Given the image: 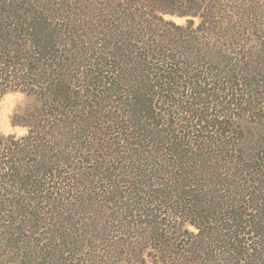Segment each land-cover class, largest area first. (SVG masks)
Listing matches in <instances>:
<instances>
[{"label":"trees","instance_id":"16d2710c","mask_svg":"<svg viewBox=\"0 0 264 264\" xmlns=\"http://www.w3.org/2000/svg\"><path fill=\"white\" fill-rule=\"evenodd\" d=\"M123 1L97 0L75 17L72 0H0V96L20 89L41 102L23 117L27 134L0 140V165L12 172L0 177L26 190L24 203L0 202L1 244L20 250V264H52L87 232L95 248L116 256L139 254L151 241L170 253L171 239L155 229L186 215L198 233L185 256L171 253L176 263L264 264V143L242 161L222 140L238 107H262L256 89L247 93L261 74L250 70L234 83L225 70L224 47L247 28L239 29L245 4L144 0L147 10L136 15ZM158 13L201 21L169 32ZM208 51L220 56L201 76L193 60ZM73 147L98 155L73 166ZM94 158L92 172L84 170ZM145 225L154 229L146 237ZM106 237L120 242L104 244Z\"/></svg>","mask_w":264,"mask_h":264},{"label":"rangeland","instance_id":"374dc122","mask_svg":"<svg viewBox=\"0 0 264 264\" xmlns=\"http://www.w3.org/2000/svg\"><path fill=\"white\" fill-rule=\"evenodd\" d=\"M74 2H76L74 7H71L72 6L71 5L68 10H71V12L75 13L76 14L75 17L83 16V14H87L89 13V11H92V9H94L95 7H98L96 6L97 4L95 3L97 2V0H88V1L72 0V4ZM143 2L144 0H141L140 2L139 1L137 2L136 0H126L122 2V5L126 4V6H132V11L134 12V14L137 15V14H143L144 11L147 10L143 8L142 6ZM209 2L211 1L209 0ZM88 3H91V5H88ZM233 3H236V5L233 4V6H237V4L243 6L245 4L244 7L247 8V11H244L245 13L239 14L241 15L240 18L241 25L239 29L245 25L247 28L244 31L237 33V35L235 36L236 38L233 39L234 44H230L229 46L224 47V52H225L223 53L224 60L225 63L228 64V66H230V68H225V70L228 71L227 75H229V80H231L234 83L237 81L236 79L239 77V75H243V77H246V73L249 72L250 70L251 71L255 70L257 73L261 74V76L257 77L260 80L259 85L255 83L253 87H251V89L247 91V93L253 94V90L256 89L255 91L259 93L257 94L258 95L257 97H260V99H258L257 102L262 104L263 108L257 106L258 109H255V111L253 110L252 112L243 109L244 107H246V109L247 108L250 109L251 106L238 107V110H235V113L234 115H232L231 118H227V117L225 118L228 121V125L226 126V130L228 132L226 133L225 137L222 138V140H224L228 144H233L232 149L235 152L233 151L232 152L233 155L237 156L238 159L242 161L245 160L250 161L252 155L256 153L258 146L262 147L264 143L263 140L264 127L262 126V124H264V118H263L264 113L262 111V109H264V98H261L262 94H264V0H233ZM222 8L223 10H226L228 13H231V10L228 11L226 7H222ZM174 10L179 12L180 10H184V7H180L179 9H174ZM235 10H237V8ZM157 16H162V19L157 21L158 23L160 22V24H162V26H164L169 32H181V30L177 26L186 25L189 21L193 22V26H192L193 28L195 29L199 28L201 21V18L189 14L180 15V14L158 13ZM219 21H221V19ZM252 29L254 30L253 32ZM258 29H260V31H257ZM84 32L86 31L84 30ZM212 39L215 41L217 40V37L212 36ZM173 51L175 52V50ZM219 56L220 55L218 54L210 55L209 51L206 53L200 52V54L196 52L195 59L193 61L194 63H197V65L194 64L192 65L195 68L198 67L199 71L201 70L199 72L201 76H208L209 74V73L207 74V72L209 71L208 67L213 66L212 61L217 59V57L219 58ZM220 62L221 61H219L218 63ZM202 65L203 67L201 68ZM214 83H216L219 86L221 84L220 81ZM217 85L216 86L214 85V87H217ZM237 86H238L237 87L238 91L240 92L241 90L243 91L245 88V86L239 82L237 83ZM212 88H213V84H212ZM246 90L243 91L242 93L245 94ZM219 100L220 99L213 100L212 98L211 101L213 103H216ZM40 104L41 102L39 101L38 95L20 89L8 88L0 96V140L7 143L11 139L15 140L27 134L28 128L22 125L24 121L23 117L27 111L31 110L36 106H39ZM87 144H91V141H88ZM73 149H74L73 150L74 154L72 156L74 162L72 163L73 166L81 165L77 162L78 161L81 162L85 154H87L88 156L95 155V157H97L98 155L96 151L95 152L93 151L94 149H90V151L85 150V148L81 149L80 147H73ZM232 152H230V154H232ZM95 160L96 158L88 159L90 163L83 165L86 166L84 170H87L88 172L91 173L92 168L95 164ZM245 163H249V162H245ZM259 163L261 164L262 161L261 160L255 161V165H259ZM0 166H1L0 176L4 172L6 173L8 172L7 174L12 173L7 165L2 164ZM74 171L76 172V170ZM222 176L225 175L222 173L221 177ZM230 178L233 180H237L232 176ZM220 192L221 191H219V193ZM25 193H26L25 189L21 190L20 188H18L17 185L10 183V181L7 179V176L4 179L0 177L1 203L12 204L11 200L14 201L13 202L14 204L17 203L19 204L20 200L21 202L24 203L25 201H23V198L21 196H25ZM247 214H254V213L248 210ZM0 217L4 218V215L0 214ZM163 218L167 219L168 217L164 215ZM248 218H252V217L250 216ZM162 220L164 223H166V225H159V227L162 228L160 230L155 229L157 231V234H162L163 238L171 239V244H172L171 246L175 247V249H172L171 247V251L173 253H178L185 256L187 254L185 251L188 249L189 245L193 241V238H195V236L198 233V229L195 226L194 219L185 215V218L177 217L175 218V220H171V219L168 221L166 220L168 223L164 221V219ZM249 224L253 225L252 223ZM136 225L137 224H134V227H136ZM75 226H77V224H75ZM217 226L218 227L221 226L220 223L217 224ZM217 226L213 223L209 224L210 229L217 228ZM142 227L144 231L143 236L145 237H146L145 232H147V234L150 235V231H154V229L150 228V225L149 226L145 225ZM247 228L249 227H246V230ZM0 232H1V228H0ZM226 232L229 231H225V233ZM91 235L92 234H89L87 232L86 235L83 237L84 242L81 243L82 246L79 248L77 246H74L73 252L64 251L59 254L54 253L53 261L49 260L50 263L52 264H178L176 263L177 254L175 255L174 261L170 259V255H172L171 254L172 252L162 253L159 250V248H157V245L159 244L158 241L156 242L157 245H155L154 243L155 241L145 243L147 244L145 245L147 247L143 246V248L141 249L142 252H140L139 254H134L131 256L130 255L116 256V253L115 252L112 253L113 251L109 252V249L107 247L105 248L104 246H102L101 249L95 248V245H99L100 243L94 241L93 238L91 239ZM115 235L118 236L117 240L124 239L122 236H120L117 233ZM106 238L108 240L105 241L104 244L107 245L114 244L116 246V244H119L120 242V241L115 242L116 239L113 241V239L110 237H106ZM244 238L255 239L256 234L254 233H251L249 235L246 234L244 235ZM78 240H82V238H79ZM196 240L198 239L196 238ZM56 243L60 244L57 241ZM65 245L66 244H64V246ZM76 248L78 249V251H76ZM17 253H21L19 249L14 250L12 248L7 247L6 245L3 246L1 244V239H0V264H20L18 259H16L15 257ZM39 261L45 262L48 260L47 259L37 260L36 262L39 263ZM184 261L185 260H183V262ZM234 261L235 260H231V262ZM238 261L239 259L237 260V262ZM231 262L229 261V263L227 264H231Z\"/></svg>","mask_w":264,"mask_h":264}]
</instances>
